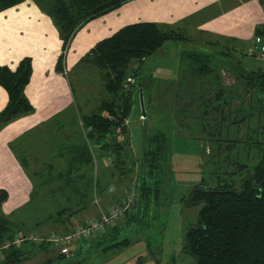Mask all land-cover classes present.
I'll list each match as a JSON object with an SVG mask.
<instances>
[{"label": "trees", "instance_id": "1", "mask_svg": "<svg viewBox=\"0 0 264 264\" xmlns=\"http://www.w3.org/2000/svg\"><path fill=\"white\" fill-rule=\"evenodd\" d=\"M24 1L0 0V13ZM33 1L54 21L65 50L83 24L121 7L130 0ZM257 34L264 41V23L258 28ZM190 41L182 30L142 21L128 24L100 40L81 59V63L96 68L101 73L106 97L89 113H83L82 107L75 103L67 121L66 118L53 121L54 129L50 130V135L54 132L59 134L58 144L55 145L57 140L53 143L55 146L48 154V164L35 171L36 176L46 180L39 187H46L51 194H59L62 199L65 198L66 206H61L58 201V209L47 217L48 221L65 226L61 234L71 233L73 219L89 209L95 194L105 192L109 186L107 178L114 179L117 172L119 178L124 174L126 177L136 165L128 150L131 137L126 121L144 87L143 81L138 79L141 65L167 43ZM186 58L193 65L192 72L203 77L213 74L215 64L209 54L194 51L186 54ZM134 64L137 67L135 69L132 67ZM57 71H63L61 58L57 63ZM130 73L135 83L125 89ZM31 75L30 57L23 58L16 70L0 65V85L8 94L7 105L0 112V125H5L23 114L33 113L34 106L25 94ZM238 77L244 79L242 81L246 92L253 94L252 97L257 102L252 106L253 112L264 113V99L261 97L264 93V70L240 73ZM217 84L220 85L219 80ZM222 91L224 90L218 92L217 100L222 98ZM203 102L206 108L209 107V110H204L203 116L208 117L215 109L219 110L218 113L224 120L223 107L230 103L229 100L214 107L210 105L211 100L210 104L207 100ZM248 117L246 115L238 122H243ZM236 118L232 124L238 123ZM67 126L70 134L61 137V130ZM217 134L209 135L213 146L208 154L215 160L211 173L215 180L214 185L208 187L206 178L203 177L187 200L183 199L187 206H199V228H189L184 252L194 259L193 264H264V124L257 130H252L245 141L239 138L224 139L221 134ZM91 144L96 146L102 158L112 157L110 167L99 174ZM43 145L40 142L38 147ZM251 151L256 153V157L250 154ZM169 152V139L164 132L157 131L146 138L137 158L135 196L124 216L126 228L132 226L140 234L148 233L149 247L152 246L153 236L152 221L147 217V212L151 205L157 204L163 192ZM6 199V191L0 189V246L21 232L14 231L13 222L2 213L1 207ZM196 225L197 223L194 224ZM122 227L124 226L115 225L105 228L95 239L77 241L73 255L75 262L70 261L72 256L62 253L48 263L64 264L63 261H66L67 264L69 260L70 264H79V261L85 260L88 249L121 250L131 243L128 237H119ZM54 247L48 242L12 246L0 250V264H25L33 252L50 251ZM144 258L140 256L142 262Z\"/></svg>", "mask_w": 264, "mask_h": 264}, {"label": "rangeland", "instance_id": "2", "mask_svg": "<svg viewBox=\"0 0 264 264\" xmlns=\"http://www.w3.org/2000/svg\"><path fill=\"white\" fill-rule=\"evenodd\" d=\"M130 1L123 5L130 3ZM218 1L213 3H221V5H214L210 8L213 5L210 3L209 7L206 6L211 10L208 21H215L211 29H207L210 28L207 22L199 25L192 24L193 14L168 23L156 22L169 28L182 30L191 41L167 43L163 48L149 56L141 65L138 79L144 83L141 92L142 102L139 95L126 121L131 137L128 150L131 160L136 165L131 168L130 174L128 173L126 177L124 174L122 178H119L120 175L117 172L114 179L107 178L109 186L106 187L105 192L95 194L89 209L73 219L72 231L79 226L98 220L103 211H107L115 204H122L128 195L135 193V181L138 173L137 158L142 152L146 138L157 131H162L169 139L170 158L166 162L167 175L164 176L163 192L157 204L151 205V209L147 212V217L152 221V246H148V233L145 235L140 234L132 226L126 228L124 217H122L106 225L105 228L115 225L124 226L120 230L119 237H128L131 242L130 245L121 250L88 249L89 253L85 255V260L81 258L83 261H79V264H193L194 259L184 252V245L189 228L197 223L199 206H187L185 201L203 177L206 178L208 187L215 183L211 175L215 160L208 154L213 146L209 135L218 133L224 139L239 138L245 141L252 130H257L260 125L264 124V113L260 111L253 112L252 106L257 102L252 97L253 94L246 92L245 84L242 81L244 79L238 77L240 73L247 74L252 70H264V41L257 34L258 28L264 23V0ZM22 3H27L31 7L36 6L39 12L49 19L61 41L60 48L52 62L51 53L47 50L44 52V49L41 50L38 45L40 41L45 46L46 43H50L46 35L32 33L26 27L18 31L22 34L25 43L35 38L37 44L35 45V57L38 60V67L45 70L44 74L47 78L50 77L53 71L60 75L61 79H64L67 84L69 95L72 98V106L75 108L76 103V105L82 107L83 113H89L99 104L102 98L106 97V94L103 91L101 73L96 68L87 67L86 64L80 61L99 41L76 61L69 60L70 54L77 35L86 30V32H90V23L109 18V15L113 14L116 9L83 24L77 29L66 49L63 50L62 39L52 18L35 1L25 0ZM252 4H257L258 8L260 7L262 18L258 22L253 21L255 17L248 12ZM206 7L201 11L207 9ZM240 10H242L241 14L247 12L245 15L247 19L243 24L242 21H237V18L229 20L230 17L225 16L228 14L233 16ZM221 11L224 12L221 13ZM240 19H243V16ZM183 24L190 25L193 28H186V26H182ZM118 26H110L104 22V26L100 30L105 28L107 31H103L101 40L124 27L123 25H121L122 27ZM244 26L247 29L244 30L245 32L240 33ZM194 51L209 54L213 57L215 66L211 76L203 77L192 72L193 65L186 58V54ZM25 57L30 56H24L23 58ZM30 58L33 73V58ZM60 58L63 66L62 72L57 71V63ZM51 67L53 69L49 70ZM132 67L137 68L135 64ZM217 80H219L220 85L217 84ZM133 83H135V79L132 82L126 80L127 87L125 89H129ZM222 89L224 90L222 91L224 96L222 95V98L217 100L218 92H221ZM261 97L264 99V93L261 94ZM206 100L207 103L210 100L212 101L211 104L208 103L212 107L221 106L223 102L229 100L230 103L223 107L225 110L224 120L221 119L218 113L219 110L215 109L213 112L211 111L208 117L203 116L204 110H209V107L206 108L203 102ZM56 103V106L48 105L45 107L52 108L46 111V113L51 112L50 115L46 114V118L35 130V133L24 139V143L16 151L33 181V204L18 210L17 213L19 212V214L8 216L16 222L25 221L27 224L29 223L31 229H33L29 232L45 237L52 233L61 234L65 229L63 224L60 225L47 219L50 214L58 209V201L61 202V206H66L65 198L62 199L59 194H51L49 190H46V187H41L42 182L46 180H41L35 175L36 170L48 164V154L58 144L57 135L59 134L54 132L50 135V130L54 129L52 126L53 121L62 118H66L67 121L72 109L66 110V107H62L61 102ZM55 110L59 111L54 113ZM35 111L36 108L34 107L33 112ZM246 115H249L247 119L238 122ZM235 117H237L236 121L238 123L232 124ZM69 134L68 126L61 130V137ZM40 142L44 144L41 148L38 147ZM91 147L95 152L96 171L99 174L103 169L110 167L112 157L110 159L107 156L102 158L96 146L91 144ZM242 154H245V152ZM250 154L256 157L254 151H251ZM210 182L211 185H209ZM39 185L41 186L39 187ZM184 198L185 201H183ZM34 220L35 223L32 226ZM96 237L98 236L94 235L89 240ZM76 243L77 240L73 239L68 243L51 248L50 251L33 252L25 264H45L62 253L69 255V257L72 256L73 258L70 261L75 262L76 258L73 255H75ZM140 256L145 257L144 262L140 260ZM67 261V264H70V261ZM65 262L63 261L64 264Z\"/></svg>", "mask_w": 264, "mask_h": 264}, {"label": "crops", "instance_id": "3", "mask_svg": "<svg viewBox=\"0 0 264 264\" xmlns=\"http://www.w3.org/2000/svg\"><path fill=\"white\" fill-rule=\"evenodd\" d=\"M215 1L218 0L130 1V3L116 9L113 14L109 15V18L90 23V32H86V30L77 35L69 60L76 61L93 47L96 42L101 40L103 31H107L105 28L100 30L104 26V22L110 26H124L128 23L142 21L168 23L169 21L178 20L193 14L192 24L199 25L207 22L210 25V28L207 29H211L215 21H208L211 10L207 7H209L210 3L213 4L210 8L214 7V5H221V3H213ZM28 4L22 3L0 13V65H5L15 70L19 61L24 56L33 58V73L31 81L25 89V93L36 108V111L22 115L5 125H0V189L5 190L7 193V199L3 203L1 210L3 215L13 222V230H20L21 232H29L33 229H31L29 223L27 224L25 221L16 222L8 216L19 214V212L17 213L18 210L24 209V206L26 208L28 205L33 204L34 186L29 173L16 152L17 148L22 146L23 140L27 139L30 134H34L46 116L50 115L51 112L46 113V111L52 108L45 107L48 105L56 106V102H61L62 107H66V110L72 108V98L69 95L65 80L61 79V76L56 74L55 71L51 73L49 78L45 76V70L38 67V60L35 57V45H37L35 38L25 43L22 39V34L18 32L21 28L26 27L32 33L36 32L46 35L50 43H46L45 46L40 41L38 45L41 50L44 49V52L46 50L49 51L51 53V61H54L61 45L57 32L49 19L41 14L36 6L31 7ZM205 7L207 9L201 11ZM223 12L221 11V13ZM241 12L242 10L236 12L233 16L229 14L225 16H229V20L237 18V21H242L243 24L247 19L245 17L247 12H243L244 14H241ZM248 12L252 13L253 17H255L253 21L258 22V20H261L262 14L257 4H252ZM242 16L243 19H240ZM190 25L183 24L182 26L188 28ZM245 29H247L246 26L240 30V33L245 32ZM52 69L51 67L49 70ZM7 102V91L0 85V112L6 107ZM57 111L59 110H55L54 113ZM34 223L35 220L32 226H34Z\"/></svg>", "mask_w": 264, "mask_h": 264}, {"label": "built area", "instance_id": "4", "mask_svg": "<svg viewBox=\"0 0 264 264\" xmlns=\"http://www.w3.org/2000/svg\"><path fill=\"white\" fill-rule=\"evenodd\" d=\"M127 80L128 82L134 81L131 75ZM125 87H127V85H125ZM134 196L135 193L133 192L131 195H128L125 200H123L122 204H115L111 206L107 211H103L98 220H94L85 225L79 226L69 234L63 235L52 233L48 237H45L33 232H20L15 234L13 238L3 242V244L0 246V250L8 249L12 246H19L24 243L48 242L57 247L60 244L68 243L73 239L77 241L82 239H90L94 235L102 233L106 225H109L115 220L124 217L125 212L130 208L133 202Z\"/></svg>", "mask_w": 264, "mask_h": 264}, {"label": "water", "instance_id": "5", "mask_svg": "<svg viewBox=\"0 0 264 264\" xmlns=\"http://www.w3.org/2000/svg\"><path fill=\"white\" fill-rule=\"evenodd\" d=\"M140 98H141V102H142V94L140 95ZM143 113L145 114L144 110H143ZM198 216H199V214H198ZM197 228H199V226H198V221H197V225L194 226V227H192L191 229H197ZM189 231H190V230H189Z\"/></svg>", "mask_w": 264, "mask_h": 264}]
</instances>
